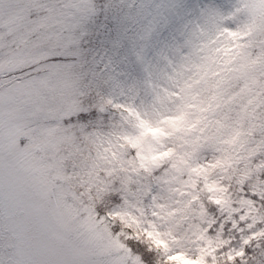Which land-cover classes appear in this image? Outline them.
<instances>
[{
    "label": "snow or ice",
    "instance_id": "1",
    "mask_svg": "<svg viewBox=\"0 0 264 264\" xmlns=\"http://www.w3.org/2000/svg\"><path fill=\"white\" fill-rule=\"evenodd\" d=\"M0 264H264V0H0Z\"/></svg>",
    "mask_w": 264,
    "mask_h": 264
}]
</instances>
